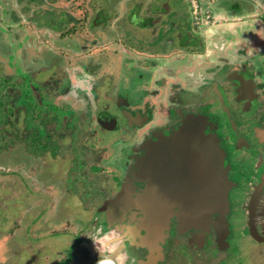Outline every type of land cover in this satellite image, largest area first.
Masks as SVG:
<instances>
[{"label": "flooded vegetation", "instance_id": "af4514ba", "mask_svg": "<svg viewBox=\"0 0 264 264\" xmlns=\"http://www.w3.org/2000/svg\"><path fill=\"white\" fill-rule=\"evenodd\" d=\"M57 1L0 0L19 40L9 59L0 35V264L9 262L4 244L22 232L24 218L30 250L28 239L42 248L46 237L65 238L59 264H96L97 249L116 264H264V0H127L116 25L102 4L90 17L87 9L75 14L82 5L75 0H63L59 14L31 12ZM27 20L55 39L43 35L38 47L30 30L20 40ZM185 123L215 135L213 152L204 143L150 148L149 139ZM208 156L234 182L230 227L206 218L180 229L174 218L165 240L146 243L142 210L119 200L134 165L141 176L129 195L144 191L152 171L155 199L169 198L176 213L177 193L224 195L223 185L205 181L218 174L191 167ZM24 184L26 207L10 222L8 197ZM203 204L188 209L203 213ZM32 211L39 218L30 222ZM61 212L80 216L54 222ZM241 243L249 246L243 260Z\"/></svg>", "mask_w": 264, "mask_h": 264}, {"label": "water", "instance_id": "95a60500", "mask_svg": "<svg viewBox=\"0 0 264 264\" xmlns=\"http://www.w3.org/2000/svg\"><path fill=\"white\" fill-rule=\"evenodd\" d=\"M199 125V124H198ZM184 127H181L179 130L177 129L176 132L168 133V135H163L160 137V139H149L148 144L150 145L151 149L153 148V144L159 141L161 143L176 145V152H180V146H190L191 143H204L208 144V151H212L213 149L210 148L213 143L218 144V141H216L215 135L213 133H208L200 131V128H196L189 130L188 124L186 126V123L183 124ZM206 127V125H204ZM196 131V132H195ZM262 142H264V130L259 135ZM220 143V142H219ZM172 148H175L174 146L168 147V151ZM207 150V149H206ZM173 151V150H171ZM213 152V151H212ZM153 154V152H152ZM149 158H154L152 155ZM182 158H188L187 156H183ZM194 158V157H193ZM171 159V158H170ZM169 159V160H170ZM195 159V158H194ZM201 159L208 160V163L204 162L202 165L199 164H193L191 167L193 169H202L203 175H208L209 177L218 174L220 176V179L217 180H211L210 178L208 180H205L208 185L211 184H221L224 187V195H212L211 192L207 195V197H199L195 198L189 195L187 198L184 196V194L177 193L175 195L176 198V205L178 207V211L176 213L169 212L170 208H172L173 203H169V198H160V201L155 199V184L157 183L154 180L153 172L151 171L149 173V176L146 179L147 187L143 189L144 191L141 193H137L133 197L129 195L131 192L135 190L134 184H136V181L139 180L141 173L139 168L138 162L134 165V169L130 172V175H132V178H128V182L133 184L126 183L124 187L122 188V191L119 195V200L123 202L129 201L132 203L134 208H137L138 210H142L141 217L139 218V221L142 222V226H144L145 235H143L144 240L146 243L150 244L149 242L153 243L154 239L160 238L161 241L166 239V232L168 231V228L170 227V223L173 221L174 218L177 220V227L183 228L187 225L190 226L192 223L196 222H202L206 223V218H208V224L214 223L215 225H222L224 228L230 227V221L229 216L231 214V202L229 199V192L233 187V180H231L228 177V172L226 167H224V170H220L217 172V164H213L212 161H210L211 157H202ZM226 166V165H225ZM222 167V166H220ZM219 167V168H220ZM168 182V181H167ZM166 182V183H167ZM165 184L164 181H160V184ZM195 184V182H193ZM166 190V189H165ZM168 191V190H167ZM209 191H211V188L209 186ZM129 192V193H128ZM200 200V201H199ZM120 201V202H121ZM156 201H158L159 206L157 205ZM203 201L206 206L209 208L207 211L201 213V212H195L189 211L188 207L195 206L196 203ZM125 202V203H126ZM173 202V200H172ZM192 202V205L190 204ZM203 204V206H205ZM162 207V209L158 210V207ZM199 206L198 208H200ZM182 208V209H180ZM187 210V212L185 211ZM215 217V219L212 220V218ZM229 225V226H228ZM169 232V231H168ZM151 245V244H150ZM240 254L242 255V260L244 257V254H242V249H240ZM247 254V253H246ZM244 260H247L246 258ZM247 264H250L248 261Z\"/></svg>", "mask_w": 264, "mask_h": 264}, {"label": "rangeland", "instance_id": "374dc122", "mask_svg": "<svg viewBox=\"0 0 264 264\" xmlns=\"http://www.w3.org/2000/svg\"><path fill=\"white\" fill-rule=\"evenodd\" d=\"M157 1V0H156ZM179 3L181 4H184L185 3V0H177ZM134 3V1H133ZM65 4H69V2L67 1H63V0H58L57 2H55L54 4H50L48 6V4H40V5H34L32 7V10L31 12H33L34 16L38 19L39 17L41 16H44L45 12L49 11V10H52L55 12V14H59L60 13V10L63 9V5ZM76 5H79V4H82V5H79L77 7L79 8H76V9H73L74 7H72V10H74L75 14L77 16H84V14L86 13V9L88 10V15L87 17H90L91 15H94L96 13V10L100 9V5L102 4L103 5V10L105 11V15H109L110 12L112 11L113 12V15L112 16V24L114 25L115 23H118L120 19V16H122L124 13V10L127 9V0H75V3ZM106 4L109 6H106ZM85 5V6H83ZM183 6V5H181ZM37 9V10H35ZM93 10V11H92ZM109 10H111L109 12ZM128 10V9H127ZM37 12V13H35ZM106 16V17H107ZM114 17V18H113ZM5 15L3 13H1L0 11V35L1 37L5 38V42L8 44H10V50L11 51L10 53L9 52H4V55L7 56L9 55V59H10V55L13 54V47L16 48L19 44V40H16L15 41V36L13 35V33L11 32H8V30L14 26L17 27L16 25H14L13 23H10L8 25V23L6 22L7 20H5ZM4 21V22H3ZM25 24H26V28L27 29H21L19 30L20 33H19V38L20 40L23 38V36L25 35V33L27 31H34V33L39 36L37 38V40L39 41H35V45L40 47V40L43 38V35H46L47 34V39H44V40H47V41H52L51 39L49 38H54L52 35H50L49 32H51V30L49 29H46L44 28L43 26H37V24L31 22V21H24ZM37 23V22H36ZM116 25V24H115ZM1 26H3L4 28L6 29H3ZM9 28V29H7ZM18 28V27H17ZM2 30V31H1ZM53 35H55L53 33ZM55 39V38H54ZM32 42H30L29 44L31 45ZM8 44V45H9ZM4 45H6L4 43ZM8 45H6L5 47H7L8 49ZM29 45V46H30ZM28 46V47H29ZM17 52H21V50L18 49ZM1 53V52H0ZM9 53V54H8ZM2 58L0 59V65H1V61L3 59H5V57L3 55H1ZM254 62H259V59H256L254 60ZM24 187L22 188V191H21V195H16L17 194V191H14L11 193V197H8L10 200V202L12 203L11 205V211H8L7 214V218H8V221L12 222V219L14 217H18V216H22V211L25 209L24 207V204H25V201H26V192L25 190L28 189L26 186L27 185H23ZM15 194V195H13ZM236 195V194H235ZM9 202V203H10ZM24 213V212H23ZM29 219H30V222L36 220L37 218H39V212L38 211H32L31 213L30 212H27ZM37 213V214H35ZM73 216L74 217H78L80 215H71V214H66V213H63L61 212L60 214H57L56 215V219L54 218V222L56 223H61L63 221L66 220V218L70 217L71 220H73ZM43 219L39 220V221H42ZM235 222H237V218L234 219ZM10 222L6 223L5 224H10ZM53 222V221H52ZM4 224V225H5ZM22 229L21 233L17 234V235H14L13 238H12V241L10 240L8 243H5L4 244V252H6L7 249H9L10 251V256H8L7 254V258H8V261L9 262H6L5 264H16L17 261H19L21 264H32V263H35V261L33 262V260H37V263L38 264H59V261L61 260V257L63 256L62 255V252L65 251L66 253V247H67V243L65 241V238L63 237L61 240L59 237H46L45 240H44V243L42 245V248L40 247H35L37 241H35L34 239H28L29 241H32L34 243V249L30 250L29 247H27L26 245V237L24 236V234L27 232V219L24 218V220L22 221ZM29 231V230H28ZM30 237H32L31 234H29ZM28 236V237H29ZM243 235L242 233L238 230L237 231V234L235 236V238H242ZM52 238V239H51ZM248 244H249V241H248ZM246 244V245H248ZM248 247V248H247ZM241 249H242V254H245L247 253V251L249 250V246H243L242 243H241ZM68 251V250H67ZM69 253V252H67ZM48 258L47 261H45L44 258ZM37 258V259H36ZM36 263V264H37Z\"/></svg>", "mask_w": 264, "mask_h": 264}, {"label": "clouds", "instance_id": "9594fccd", "mask_svg": "<svg viewBox=\"0 0 264 264\" xmlns=\"http://www.w3.org/2000/svg\"><path fill=\"white\" fill-rule=\"evenodd\" d=\"M119 244V241H117ZM98 251V258L96 264H116V259L113 258L109 253L102 252L100 249Z\"/></svg>", "mask_w": 264, "mask_h": 264}]
</instances>
